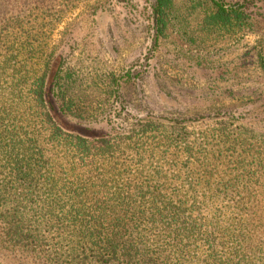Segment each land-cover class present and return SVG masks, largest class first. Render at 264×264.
<instances>
[{
	"label": "trees",
	"instance_id": "obj_1",
	"mask_svg": "<svg viewBox=\"0 0 264 264\" xmlns=\"http://www.w3.org/2000/svg\"><path fill=\"white\" fill-rule=\"evenodd\" d=\"M46 1L0 0V264H264V128L233 114L200 117L198 138L197 119L93 128ZM201 1L215 35L252 27ZM150 9L153 46L181 34L173 0Z\"/></svg>",
	"mask_w": 264,
	"mask_h": 264
},
{
	"label": "rangeland",
	"instance_id": "obj_2",
	"mask_svg": "<svg viewBox=\"0 0 264 264\" xmlns=\"http://www.w3.org/2000/svg\"><path fill=\"white\" fill-rule=\"evenodd\" d=\"M152 1H46L54 14L50 39L65 51V67L81 85L76 96L101 120L91 126L124 133L146 117L233 114L247 129L264 128V72L256 62L264 51V0H218L242 7L251 20L252 27L232 39L202 26L207 3L190 9L193 0H173L181 34L168 26L156 47ZM192 124L198 138L210 123Z\"/></svg>",
	"mask_w": 264,
	"mask_h": 264
}]
</instances>
